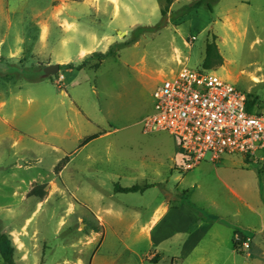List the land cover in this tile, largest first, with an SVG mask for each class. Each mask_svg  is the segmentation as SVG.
<instances>
[{
  "label": "rangeland",
  "instance_id": "rangeland-1",
  "mask_svg": "<svg viewBox=\"0 0 264 264\" xmlns=\"http://www.w3.org/2000/svg\"><path fill=\"white\" fill-rule=\"evenodd\" d=\"M124 1L10 0V6L9 0H0V8L10 6L15 20L10 30L12 39L16 31H25L28 42L36 41L39 20L57 18L58 7L66 2L72 8L66 10L65 16L75 14L99 33L109 32L114 42L108 50L115 49V55L101 60L99 68L92 67L97 59L90 60L75 82L64 80V85L61 76L67 75L66 67L59 73L45 74L44 67L54 60L47 54L3 58L0 74L20 77L26 83L22 90L17 88L7 95L9 103L4 113L14 111L16 122L25 125L27 121L32 127H27L31 133L20 146L14 148L11 141H6L0 148V205L11 203L16 223L29 217V229L40 233L41 259L34 264H72L79 257L89 263L95 254L97 259L113 260L114 264H179L173 259L178 254L179 239L162 245L151 244L153 238L146 236L137 239L138 229L148 217L141 206L158 195L165 197V191L178 198L184 191L191 205L216 212L231 205L229 197H233L223 185L224 179L251 200L256 213L249 215L242 210L236 224L226 222L230 228L208 232L198 241L197 253L190 260L207 253L203 255L205 264H264V149L251 158L240 153L224 154L215 163L208 156L176 179L167 170L181 157L176 138L168 132L146 134L141 123L152 110L153 92L161 79L181 67V61L195 70L204 69L206 46L213 39L223 62L205 69L246 92L257 110L264 112V0H203L201 8L190 12L188 7L198 0H129L134 8L132 14L124 10ZM168 5L167 18L159 26L161 8ZM80 7L87 10L79 12ZM2 18L1 29L7 27L5 16ZM52 25L56 35L60 27L56 22ZM193 34L196 40L189 47L186 42ZM51 45L57 46V42ZM73 62L80 63L76 58ZM32 78L40 79L31 83ZM77 110L88 127L75 122L66 133L68 122L78 117ZM89 127L102 132L113 130L115 134L107 140L112 141L118 155L124 154L138 167L144 163L147 173L157 168L159 174L147 179L162 185L145 196L120 193L107 175L127 172L124 166L93 163L86 159V153L75 158L60 176L56 166L82 144L76 142L75 136L89 132ZM99 146L105 148L104 144ZM144 180L136 176V180L124 182L142 184ZM41 184H45L43 199L21 197L20 189L17 197L11 195L17 185L26 191ZM174 203L182 205L179 200ZM111 205L125 209V216L112 217L102 211ZM6 215V210L0 208V231ZM95 231L100 235L87 241ZM238 232L251 239L250 249L234 247ZM161 250L160 257L152 256Z\"/></svg>",
  "mask_w": 264,
  "mask_h": 264
},
{
  "label": "crops",
  "instance_id": "crops-1",
  "mask_svg": "<svg viewBox=\"0 0 264 264\" xmlns=\"http://www.w3.org/2000/svg\"><path fill=\"white\" fill-rule=\"evenodd\" d=\"M111 5L112 7H114L113 4ZM10 6L9 9L6 7L0 8V63L3 62V58H22L23 56H27L29 54H47V57L54 58V60L49 62L48 65L51 63H59L60 65L68 64L71 63L74 58H76L77 62H80L82 59L92 54L93 52H106L110 45L114 42V36L109 32L99 33L97 30H94L90 26L82 23L81 19L75 14L65 16L64 13L66 12V10L72 8V4H66V2L58 7L59 16L57 18L52 16V18L46 17L43 20H39L38 26L40 27V29L36 41H33V43L28 42L25 31H16V33L13 34L14 39H12L10 30L13 29L12 27L15 25V20H12L13 14H10ZM123 6L127 14L133 13L134 8L129 0H125ZM84 9L86 8L84 7ZM84 9L80 7L78 11L85 12ZM89 9H91V7H89ZM121 9L122 6L120 7V10ZM4 11L5 14H3ZM3 15L5 16V21L7 23V27L5 28L7 29H1ZM11 20L12 22H10ZM53 22H56L57 26L60 27V31L56 35L53 31ZM53 41L57 42V46L51 45V42ZM37 43L38 45H40L39 48H36ZM61 58H68L72 61L61 60ZM84 69L87 68H83L73 77H69V73H67V75L64 74L62 85H64V80H68L69 83L75 82V80L77 79L76 77H78ZM39 79L40 78H32L29 82L35 83V81H38ZM7 83H9V85H7ZM25 84L26 83L22 81L20 77L0 74V148L6 141H11V146L14 148L18 147L23 144L27 138H29V133H31V131H29L27 127L32 126H28L27 121L24 122L25 125L15 121L16 113L14 111L12 113H4L5 108L9 103L7 95H11L17 88L19 90H22ZM62 85H59V87H61ZM94 90L97 91L96 88H94ZM62 92H65V90L62 89ZM76 113L78 115L79 111L77 110ZM84 120L86 119L78 115L76 121H69L68 126L65 129L66 133L74 128L75 122L81 126L88 127ZM89 128V132L82 131L76 134V142L82 144H79L78 148L75 151L68 154L69 162L60 172V176L64 175V170L67 169L68 165H70V163L75 158L83 153H86V159L91 160L93 163L98 161L105 162L107 165L117 164L119 166H124V169L127 172L107 175L114 186L120 185L122 187H130L139 183L131 184L133 182H124L125 180H136V176L141 177L145 180L141 182L142 184L139 185L152 184L153 186L149 187L144 192L134 193H140L145 196L148 191L156 189L158 185H162L161 183L153 182L147 179L149 175L155 176L159 174L160 171L157 168H152L147 173L144 169V163H142L141 168L140 166L138 167L135 164H131L129 162V158L124 154L123 156L118 155L119 153L115 149L112 141L107 140V138H110L111 136H113V134H115L113 130H106L102 132L99 131L97 127ZM45 130L46 127L44 126L43 131ZM160 132L166 131H159V133ZM95 134H99V137L97 139L92 140L91 142H88L86 144L83 143L87 137ZM66 138H69V136L66 135ZM176 140L178 142L181 157L179 162H174V164L168 166L167 170L171 177L176 176V179H180L182 178L183 173L187 170L184 168L185 158L183 150L180 146L179 140L177 138ZM99 144H104L105 148L100 147ZM173 160L175 161V159ZM20 161L22 162L23 159H21ZM1 163L2 157L0 150V165ZM131 175H134L135 177H131ZM221 180L223 185L229 190L233 197H229L231 205L220 210L218 209L216 210V212L214 210L206 211L204 210L205 208H202V206L195 205L202 211V214H200L187 203H183L180 207H173L165 197H160L159 195L158 197H154L152 202H144L141 208L148 213V217L142 224V227L138 229L137 239H139V237L141 236H146L151 239L153 238L151 240V244L155 245H162L166 242H169V244H171L175 239H179L180 242L178 251L176 252L178 254H175L173 259H176L179 264H205L203 262V259H205L206 256L203 255H207V253L197 254V260H190L191 258H193L195 253H197L195 252V250L199 246L198 241L200 243V239L202 237L207 235L208 232L216 230L219 227L227 229L230 228V225L226 222H231L232 225L236 224L238 222V216H240L242 210L247 212L249 215L256 213V208L252 204L251 200L248 199V197H242L226 180ZM32 188L23 191V187H18L17 185L11 195L17 197L20 194L21 197H26L28 196V193L32 190ZM18 189H20L21 191L19 192V194L17 191ZM0 208L6 210L7 213L6 217H4L7 221L5 225H2V230L0 232L9 233L12 236V239L14 240L17 248L15 255L16 261L19 262V264H34L37 260L41 259V252L39 250L40 248L38 247L40 233H38L36 229H29L28 224L31 218L25 217L24 220L21 221V223L17 224L15 221L14 211L11 203H6L2 206L0 205ZM102 211L109 216L119 218L124 217L126 214L125 209L114 208L113 205L102 209ZM140 215L141 213L137 214L136 216L140 217ZM97 217L101 219V222H103V218L100 214H97ZM192 225H195V228L191 231ZM263 227L264 226L262 224L261 228ZM235 231L236 230L233 229V233H235ZM92 234L93 235L91 237L87 236V241L95 240L100 235V232L95 231ZM105 237L106 235H104L101 245L103 244ZM126 246L128 249L130 248L128 244H126ZM161 249L164 250V248ZM233 251L235 252V248L233 249ZM161 254L162 250L156 251L154 254H152V256L160 257ZM95 255L89 263H86L83 258L79 257L78 260L76 262H73L72 264H114L115 262L113 260L103 261L97 259ZM2 263L3 260H1L0 257V264Z\"/></svg>",
  "mask_w": 264,
  "mask_h": 264
},
{
  "label": "built area",
  "instance_id": "built-area-1",
  "mask_svg": "<svg viewBox=\"0 0 264 264\" xmlns=\"http://www.w3.org/2000/svg\"><path fill=\"white\" fill-rule=\"evenodd\" d=\"M194 40L193 34L186 44L190 47ZM180 64L156 86L152 110L141 121L143 131H166L176 137L186 170L208 156L215 163L224 154L251 158L264 149V112L249 107L248 94L214 71ZM237 235L240 248L250 249L251 239Z\"/></svg>",
  "mask_w": 264,
  "mask_h": 264
},
{
  "label": "trees",
  "instance_id": "trees-1",
  "mask_svg": "<svg viewBox=\"0 0 264 264\" xmlns=\"http://www.w3.org/2000/svg\"><path fill=\"white\" fill-rule=\"evenodd\" d=\"M202 6H203V0H198L194 4H192L188 7L187 12H190L194 9H199ZM208 7L210 9H212L210 4L208 5ZM168 8H169V5L161 8L162 21L159 23V26L162 25L163 21L167 18L168 11H169ZM215 37L216 36H214V38ZM112 55H115L114 47H111L107 52H100V51L93 52L92 54L86 56L78 64L68 63L66 65H60V67L61 68L66 67L67 73H69V77H73L80 70H82L83 68H86L88 66V62L90 60L97 59L98 60L97 63H95L92 67L99 68L100 61L109 57V56H112ZM222 62H223V57L218 50V46H217V43L215 42V39H213L212 41H209L207 43V46H206V56L204 59V67L205 68H211L213 63L221 65ZM248 103H249V107L256 106L255 101L251 100L249 95H248ZM99 134H95V135H91V136L87 137L83 143L86 144L88 142H91L92 140L97 139L99 137ZM68 161H69V158L67 156L60 163H58V165L56 166V171L61 172L63 170V168L66 166V164L68 163ZM151 186H153V185L152 184H143V185L136 184V185H133L130 187H122L120 185H116V191L124 192V193L144 192L146 189H148ZM44 188H45V184L35 185L32 188V190L28 193V196H36V197L43 199L45 197ZM183 194L184 195L182 197L178 198V197H175V195L172 194L171 192L165 191V198L173 207H180L181 206V205H177L174 203L176 200H179V201H181L182 204L187 203L195 211L202 214V211L199 208L188 203L187 197H185V193H183ZM194 228H195V225H192L191 231ZM237 245L238 244L236 242H234L235 248H237ZM239 249L240 248H237V250H239ZM16 251H17V248L13 242L12 236L6 232H0V254H1V257L3 259V264H17L16 258H15Z\"/></svg>",
  "mask_w": 264,
  "mask_h": 264
},
{
  "label": "water",
  "instance_id": "water-1",
  "mask_svg": "<svg viewBox=\"0 0 264 264\" xmlns=\"http://www.w3.org/2000/svg\"><path fill=\"white\" fill-rule=\"evenodd\" d=\"M60 70L61 67L59 63H53L44 67V72L46 75H53L59 73Z\"/></svg>",
  "mask_w": 264,
  "mask_h": 264
}]
</instances>
